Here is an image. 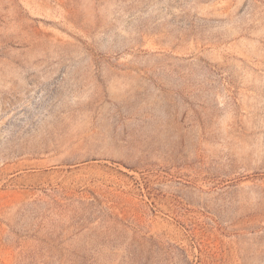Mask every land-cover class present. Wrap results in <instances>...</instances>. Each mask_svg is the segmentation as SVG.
Wrapping results in <instances>:
<instances>
[{"label":"rangeland","instance_id":"obj_1","mask_svg":"<svg viewBox=\"0 0 264 264\" xmlns=\"http://www.w3.org/2000/svg\"><path fill=\"white\" fill-rule=\"evenodd\" d=\"M0 264H264V0H0Z\"/></svg>","mask_w":264,"mask_h":264}]
</instances>
